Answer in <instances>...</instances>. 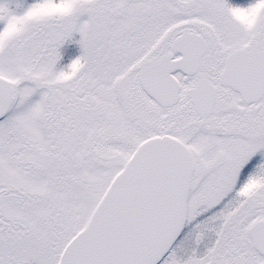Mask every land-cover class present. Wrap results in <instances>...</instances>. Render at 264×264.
<instances>
[{"label": "snow or ice", "instance_id": "obj_1", "mask_svg": "<svg viewBox=\"0 0 264 264\" xmlns=\"http://www.w3.org/2000/svg\"><path fill=\"white\" fill-rule=\"evenodd\" d=\"M0 264H264V0H0Z\"/></svg>", "mask_w": 264, "mask_h": 264}]
</instances>
